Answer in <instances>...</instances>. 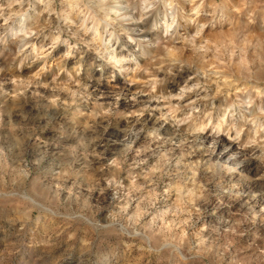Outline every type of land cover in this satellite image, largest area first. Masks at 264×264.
<instances>
[{"label": "clouds", "instance_id": "clouds-1", "mask_svg": "<svg viewBox=\"0 0 264 264\" xmlns=\"http://www.w3.org/2000/svg\"><path fill=\"white\" fill-rule=\"evenodd\" d=\"M0 264H264V0H0Z\"/></svg>", "mask_w": 264, "mask_h": 264}]
</instances>
